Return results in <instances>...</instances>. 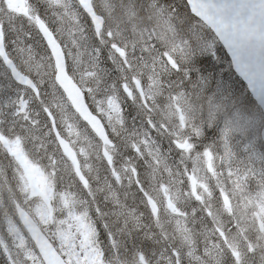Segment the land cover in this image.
<instances>
[{
  "label": "trees",
  "instance_id": "obj_1",
  "mask_svg": "<svg viewBox=\"0 0 264 264\" xmlns=\"http://www.w3.org/2000/svg\"><path fill=\"white\" fill-rule=\"evenodd\" d=\"M59 1L62 2V0ZM64 2V4H70L73 7L69 12L70 15H75L73 17V23H76V25L72 29L73 36L77 31L85 37L83 43L79 41L75 43V46H78L82 52L79 59L80 61L84 60V64L87 63L85 66L86 72L90 73L95 79L97 88L101 94L106 95L111 92L115 88V82L120 81L121 83H126L123 79L121 80L122 77L130 79V77L151 76L155 78V81L151 82L153 85L151 91L155 92L152 94L154 98L153 102L160 103L172 97L185 101L184 109L192 115L190 121L201 133L199 136L201 141L194 147V150L199 151L212 146L217 148L219 146L216 147V145H220L221 142L225 141L227 145L230 144L229 148L233 146L232 149L235 148L238 151L237 158H234V160H247L242 165L236 166L233 164L236 170L235 175L240 180L244 178L245 184L248 185L246 186L247 192H251L252 198L256 194V198H253L254 202L250 204L255 209L252 211H256L260 205L264 209V149H262L264 145H262L260 135L261 129L264 127V115L248 92L246 85L234 73L231 59L223 46L219 43L211 29L191 13L186 0H94V5L98 12L102 16L108 15L104 29L106 33L102 38L96 36L89 17L81 10L75 0H64ZM37 7L41 13L40 16L49 22L52 28L59 29L58 32L62 36L65 35L62 39L65 41V38H67L66 28L55 27L39 9V5ZM55 8L60 11L64 10L63 7L59 6ZM49 11L50 9L47 7L46 12L48 13ZM108 12L111 14H108ZM57 14L60 15L61 13H56L55 15ZM113 20L114 26L110 23ZM17 21L20 20L17 19ZM64 22L62 23L63 25L65 24ZM19 26L23 27L24 22L20 23ZM134 27L137 28L135 31L133 30ZM31 31L37 35L39 34L35 26L31 28ZM141 37H146L141 40V44L135 42L134 39ZM39 38H41L40 35ZM28 52L32 56L39 57L40 55L39 51L36 50L33 53ZM19 54L21 55V51ZM146 55H150V61L145 60ZM168 55L173 57V65L169 63L167 59ZM72 59L74 60L75 58L70 57V61ZM46 60L49 61L52 69L51 61L49 59ZM121 60L124 61V65L120 67ZM36 71L37 75L42 74L39 68ZM104 92L108 93L105 94ZM124 94L125 92H123V96ZM123 101L124 104L127 103L125 98ZM59 107L57 112L52 111L54 116L55 114L59 115L62 113L61 107ZM128 109L129 104L126 106V111ZM145 110L148 111L147 108ZM68 111L69 117L71 118L73 112L70 109ZM125 114L126 120H134L137 118L132 112V108ZM76 119L77 121L73 122L78 124L75 130V136L77 137V135L81 134L84 140L88 141V152H90L89 150L93 146L96 147L98 145V141L89 128L77 116ZM65 126L67 125L58 127L67 136L68 133L65 130ZM169 139L171 137L166 136L165 142ZM163 146H166L163 148L165 154L171 155L172 163L165 157V161L160 159L158 165L164 170L171 171V178L175 182H164L165 179L161 175V167H158L160 170L158 173H160L161 177L156 176V181L164 184V186H178L185 196L184 199L177 200V203H180L179 205L181 207L179 209L182 211V208H184L185 213L188 212V214L192 211L196 213L194 214L196 218L193 219L190 217L188 219L189 227H187L188 239L193 241L198 238L201 222L206 229L212 231L211 227H213L216 221L213 218L220 209L216 207V203L214 207L208 206L207 208L206 205L200 206L199 209L197 208L198 206L196 207L197 200L192 196L193 193L188 191L189 185H187V182L189 183V179H186L187 174H185V171L182 172L180 170L182 165L187 167V164L183 162L187 159H183V161L179 159L181 156L180 152L172 147H168L169 144L163 143ZM187 158L189 164H191L189 159L192 158L190 156H187ZM9 159L8 154L1 149L0 182L2 185L4 184V177L7 180L13 179V177L7 174L11 173L12 167ZM50 166L52 169L48 168V170L51 173L53 172L52 176L55 174V178H57L53 161H50ZM147 173V167L141 169L142 176ZM50 180L55 192L58 193L59 187L57 180L56 185L54 179ZM12 183L15 185L17 181L14 180ZM75 185L79 186L78 190ZM236 187L239 186L236 185ZM68 188L72 193L78 195V203L82 208L88 212L90 211L91 218H93L94 204L90 203L92 207L88 206L90 198L84 195L85 191L79 185L78 181L68 186ZM62 190L64 191V189ZM225 190L229 191V194L234 200L232 193L237 192L235 187H228ZM219 191L217 192L218 197ZM9 192L10 194L8 196L15 198L17 192L12 188H9ZM143 210L147 212V214L144 212L146 214L145 219L149 221V217L152 216L149 208L144 206ZM220 216H223V220H228L226 213ZM150 219L152 221L151 225L155 224L153 219ZM192 219L194 221H191ZM12 221L17 224L15 219H12ZM226 223L225 229L228 232H226L228 241H230V238L233 240V243L230 241L231 249L225 244L221 247L214 243L213 240L210 243L209 238L205 236L202 241V246L208 255L202 256L205 258L206 263L264 264V259L262 258L264 257V242H257L251 248L252 245L246 246V239L244 237L235 241L231 235L234 229L237 230L240 226L237 221L232 225L231 223L233 222ZM5 225L6 223L1 226V231ZM250 225L249 228L244 229L247 237L255 229L253 227L254 221H251ZM251 239L253 241L257 240L258 233L255 232V236L252 235ZM157 241H159V238H157ZM31 249L35 251L40 261L35 247L31 246ZM218 255H223L222 261L218 258ZM232 255H241L240 261ZM200 256L196 255V257ZM0 264H11L1 243ZM24 264H29L28 259H26Z\"/></svg>",
  "mask_w": 264,
  "mask_h": 264
},
{
  "label": "rangeland",
  "instance_id": "obj_2",
  "mask_svg": "<svg viewBox=\"0 0 264 264\" xmlns=\"http://www.w3.org/2000/svg\"><path fill=\"white\" fill-rule=\"evenodd\" d=\"M14 1L15 0H0V5H3V8H1L2 10L0 9V21L3 20V23L5 24L6 30L9 34L8 41L10 45V53L20 67L32 73L34 77L37 76V78H40L44 83V85L46 86V84L50 80L52 81V79H51V65L49 64V61L46 60L44 45L41 42L37 41V38L32 33L31 29L25 23L23 30H20L16 24L17 28L20 31L19 32L12 18L7 19L4 16L3 12H7L11 16L24 15L26 17V12L22 5L24 1L20 2L17 6H14L13 4ZM37 1L39 3V9L43 12V14L49 19V21L54 26L58 28V26L60 25V23L56 22L57 18L63 22L65 21L64 26L63 25L62 26L66 28L67 32H70V35H73L72 29L75 26V23H73L74 21L73 17L75 15L69 14V12L73 9V7L70 4H63V2L59 0L53 2L54 6L63 7L64 10L60 11L57 8H55L52 4H49L48 0H37ZM47 7L50 9L48 13L46 12ZM52 12L54 13L52 14ZM56 13H61V14L55 15ZM108 14L111 13L108 12ZM30 18L31 17L24 18V20H27L29 26L31 25L29 21ZM152 21L155 22V20L153 19ZM135 29L137 28L134 27L133 30L135 31ZM105 33L106 31L104 32V35ZM20 34L22 40H19ZM144 38L146 37H141L137 39L132 38V39H134L135 42H138V44H141L142 43L141 40H143ZM72 42L73 41L71 40V37H69L67 33V39L63 42V46L65 47V50L68 49L67 54H69L70 57L75 58L74 60L71 61L72 71L78 76L80 82L83 84V88L85 89V91H87L90 101L93 103L94 106L98 107V110L101 111L106 116L107 121H109L111 119V114H112L111 112L112 105L109 104L107 106L104 101H101L97 97L98 90L95 79L91 76L90 73L86 72V69L84 71L83 69L84 60L82 61V63L79 62V56L82 55V52L81 50L77 49ZM35 50L39 51L40 55L39 57L30 56V59L28 58L30 65H28V63L24 66L19 64V62L24 60L23 58L20 57L23 56L24 52L25 54H27V51L33 53V51ZM20 51H21V55L19 54ZM0 59H1L0 87L7 86L13 89V91L15 92V99L21 100L19 102L18 108L19 110L22 111L25 102L24 99H32V100L34 99L32 98L30 93L26 94L25 88H20V92L18 91L19 93L17 95L16 93L17 84L14 83L8 70L4 67L6 66V64L3 61V59L2 58ZM149 59H150V55H146L145 60H149ZM38 68H43L41 75H37L36 70ZM34 101L37 102L39 106L46 107L45 102H40L36 100ZM72 115L70 118L67 113L63 112L55 117L54 123L53 121L50 123L48 119V122L45 125L22 123V126H24V128L26 127V129L31 133V137H32V138L28 136L25 137L30 145H28L27 143L26 144L31 149L27 154L25 152L26 146L25 145L23 146V144L21 143L22 139L18 136H15L14 141L9 144H7L6 142L5 143L0 142L2 143L0 144V149H2V151L7 152V154L10 157L9 160L10 163L12 164V168L14 167L11 173L9 174L7 173L9 176L13 177V179L7 180L3 176L4 184L6 185L11 181L16 180L18 181V188H19L18 192L15 194V199L9 197L7 203L1 209L2 212L0 211V215H3L6 221L5 227L0 232V243L2 244L5 252L7 253V256L11 264H24L26 259H28L29 264H38V263L42 264L39 261L35 251L31 249V246L33 245H30L29 241L27 240L28 237L27 234L23 233V230L19 228L12 221L9 215L8 212L9 206H10V210L16 213V207L14 204L15 201H17L19 204L21 203V205L24 204L26 205V207L18 205L19 207H21V209L18 212V215L23 214L24 211L27 214L34 215L37 222L41 225V228L46 232L47 236L52 240L53 244L55 245L59 253L64 255L68 264L70 263V261L72 262V264H96L95 259L98 257V255L92 252L93 250L91 248L92 233L89 232L87 225L84 224L85 218H83L82 215L79 213L81 206L74 203L73 201L74 193H72L71 190H68L69 181L71 182V184H74V182L76 181L73 167L70 164V162L62 155L63 151L57 144L55 138H52V136H50L53 133L52 129H54L56 125L62 126L68 122V126L66 130L69 135V140L72 143V146L74 148L75 147L78 148L77 151L81 154L79 155V158H80L82 171L83 173H85V175L90 180V182L93 179V182L91 183L92 186H90L91 187L90 189L89 187H83L84 188L83 190L85 191L84 195L88 197H93V196L95 197L96 195L98 196L101 190V186L102 188H104V185H102V183L100 182L102 178L99 175H93L92 173L93 171L96 170L97 166L94 169L92 158L90 156H87L88 147H89L88 141L84 140L83 136H81V134L79 133L77 137L75 136L76 124L73 122H76L77 119L76 117L74 118V116ZM160 115L161 116H157L158 121L156 124L152 123L150 124V126L141 127V134L143 136V141H141V143H143V145H146L147 143L149 144V135H148V131L146 130L148 127H151L152 130H156L162 124L164 123L168 124L167 121H169V124L167 125V127H165L164 132L159 130L158 132L159 137L161 138V134H165L166 132V134L168 133V135L173 140H179L184 145H188L189 150L184 155H195L194 158L189 160H191V162H194L193 165L195 167L194 168L195 170L198 171L200 167L202 168V170H200L201 173L196 175L195 178L197 179V182L200 184V186H198L199 189H201L200 187H204L205 189L206 198H204L205 201L204 205H206L207 208L208 205L210 207V204L213 200L212 193L216 194V192L219 191L220 188L222 190L224 189V192H226L227 195L229 194V191L225 189H227L228 187L234 186L237 191L236 193H232V195H234V200L232 201L233 204L232 213L225 206L223 199L224 196L227 198L229 197L225 194H219V197L217 196V207L220 210L218 213H216V216L213 219L214 220L222 219L218 215L227 213L226 215L229 216L228 217L229 221L227 219L224 221H215L214 225L217 223L218 225H220V229H223V227L221 228V226L224 224L223 222H233L235 224L236 222L233 219V215L235 212L236 213L235 218H237V220L241 223L242 227L237 230L234 229L233 234L230 235L233 237L235 241H237L241 237H244L245 239L249 240L247 235L246 236L243 235L244 229L246 228L244 227L245 226L244 215L250 214L251 215L250 219H252V217H258V215L262 218L264 216V209L262 208L263 206L261 207L260 205L258 206L256 211H252L255 209L253 208V205L250 204L254 202L253 198H256V194H254L252 198L251 192H247L246 186L248 185L245 184L244 178L241 179L243 181L242 182L235 175L236 170L233 167V164L236 166L242 165V163L247 160L246 159L245 161L234 160V158H237L238 151H236L235 148L232 149L233 146L229 148L230 144L223 145L222 148L220 149L215 148V150L213 149V151L206 153L199 152L196 150L192 151L191 147H195L196 145L199 144V141H201L199 139L200 132L190 121V117L192 115L189 112L185 113L184 103H182L180 99L177 102L176 101L167 102L163 107V112H160ZM23 118L24 117H21V119ZM131 127H134L133 122H131ZM192 136H195L197 138H194ZM192 139H194L195 142H192ZM1 140H3L2 137H0V141ZM145 140H147V143ZM149 146L150 148H148L147 146V149L145 153L141 155V158L142 160L145 161V164L148 165L147 168L150 169L151 172L149 176L147 174H143L142 178L143 181L145 178H150L148 183L152 184V186H146V187H148L149 190H151L156 205L159 206L160 209H163V212L159 217H157L156 219L152 218L154 223L158 226V231L148 226L147 227L148 229H150L151 231L154 230L156 233L150 234L147 232L145 236L146 241L143 242L142 245H139L134 237L136 232L139 231V228L137 229V227L134 226L133 224L131 230H128L129 228L127 227V226H131L130 217H133L132 216L133 214H130V210L133 208L123 207V209L126 210L122 213H120V211L123 210L121 208L114 210L113 214L116 215L117 213L116 216L117 218H113V222L110 224V226L106 227V233L107 236H109L110 230H112V235L118 237H117V241L115 240L113 243L112 242L107 243V249L109 251L107 257L108 255L109 257L113 255H119L118 249H120L123 255H125V264H158V263H162L163 255H164L158 253V249H159L163 251L166 250L167 251L166 255H169L168 258H165L163 264H169V261L171 262L170 264H174L173 252L175 251L178 252V254H176L177 260L181 262V264H187L189 262L188 261L189 253L187 248L185 247L183 242H181L179 239L177 240L174 237L175 234L172 231L170 230L168 231V229H166L163 226V224H168L170 220L174 221L175 219H180V216H182L180 210H174L173 212H170L167 209V204L169 200L174 202V198L171 196L172 194L170 193L173 192L177 200L178 199L182 200L184 199L185 196L183 195V193H180L178 189H176L177 186L175 188H169L168 186H164L155 180L156 176H158L159 178L161 177L158 171L164 170L161 166L158 165V160H156L159 158L160 154H162L161 152L162 149L159 147V145L153 143L151 139ZM217 146L219 145H216V147ZM123 149L125 148L123 147ZM10 150H13L11 151V154L9 153ZM114 155L116 156V164L113 169H110L108 171V173L104 170L105 176L114 175L116 170L121 171L126 166L127 159H125L126 156L122 155V152L120 151L114 152ZM54 157L58 162H60V158L62 159V164H60L58 168H61L63 166L61 169L62 174L57 175V178L54 177L55 185H56V180L58 182V187H59L58 193L55 192L54 188L51 187V184L49 183L51 172L49 170H48V174L45 172V167L52 169L48 161L50 158H54ZM165 157L166 156H164V158ZM202 157H204L203 160L200 159ZM153 160L156 161L154 162ZM204 161L206 162V164L204 163ZM158 167L159 168L161 167V169L159 170ZM209 167L213 169L215 168L218 175L211 176L208 173ZM1 174L4 175L2 172ZM99 174H103V170L100 169ZM107 179L110 182L106 181L105 187L110 188V185L112 181L115 180V178L113 179L112 177H108ZM117 179L120 180V176H118ZM121 182L124 190L123 192L124 196H126V193L129 191L127 194H129V196L134 197L135 193L131 195L132 192V189H130L131 185L127 180H125V176L123 174L121 175ZM138 183L140 182L137 181V184ZM236 185H238L239 187H236ZM62 189H64V191ZM77 196L78 195H76V197ZM102 196L105 201L114 198V195L107 188L103 189ZM98 202H99L98 206L96 205V203L93 205L94 213L103 209L102 208L103 201L101 204L99 200ZM10 203H12L13 205H10ZM114 203H116V200L114 201ZM144 205L145 206L147 205L146 202H144ZM88 206L92 207V205L90 204V200L88 201ZM101 216H103L104 218V214L101 213ZM190 217L193 219L196 218V216L193 213H189L187 215V218ZM193 219L191 221H194ZM200 226L201 227L199 229V232L202 231L206 236V232H205L206 227L202 224V222ZM253 227H255V230L258 231L262 229V224L260 219L257 218L254 219ZM251 234L255 236L254 231ZM121 237H124L125 239L124 242L121 241ZM157 238H159V241H157ZM195 241L196 242L200 241V238L199 237L196 238ZM153 242L155 243V245L151 249L150 247ZM257 242H264L263 232L258 235V239L254 241V245H256ZM143 246L146 247L147 249L144 248ZM77 250L79 251V254L76 252ZM218 257H223V255H218ZM155 260L157 263H155ZM106 264H119V262L115 258H110L109 261L106 262Z\"/></svg>",
  "mask_w": 264,
  "mask_h": 264
},
{
  "label": "water",
  "instance_id": "obj_3",
  "mask_svg": "<svg viewBox=\"0 0 264 264\" xmlns=\"http://www.w3.org/2000/svg\"><path fill=\"white\" fill-rule=\"evenodd\" d=\"M78 1L91 18L96 32L100 34L104 26V17L96 13L92 0ZM186 2L192 14L211 28L230 56L234 71L247 85L249 92L264 112V0H186ZM38 22L43 25L39 18ZM0 57L16 82L33 88L37 93L32 81L20 74L7 56L1 26ZM56 81L75 112L103 142H107L105 126L89 107L80 85L68 74L64 54L57 67ZM55 133L59 147L72 161L80 180L86 185L87 181L79 168L75 150L56 130ZM262 138L264 141V130ZM20 217L44 264H67L36 222L26 212L20 214Z\"/></svg>",
  "mask_w": 264,
  "mask_h": 264
},
{
  "label": "bare ground",
  "instance_id": "obj_4",
  "mask_svg": "<svg viewBox=\"0 0 264 264\" xmlns=\"http://www.w3.org/2000/svg\"><path fill=\"white\" fill-rule=\"evenodd\" d=\"M41 14H36V15H33L31 18H30V23H31V25L29 26L28 25V23H27V20H20V21H17V20H14V19H12L13 20V22H14V24H15V26H16V24H17V26H18V28L20 29V30H23L24 29V26L23 27H21V26H19L20 25V23H22V22H24L30 29L33 27V26H35L36 27V29H37V31H38V35L37 34H35V33H33L34 35H35V37L37 38V41H39V42H41L43 45H44V48H45V52H46V54H47V56H46V59H49L50 61H51V64H52V69H57V67H58V65H59V63L61 62V59H63V54H64V56H65V60H66V63H69V64H71V61H70V56H69V54H67V51H68V49L67 50H65V47L63 46V42H64V40H62L63 39V36H65V35H61L60 34V32H58V30L55 28H52V26L50 25V23L49 22H47L46 20H44L41 16H40ZM185 15V14H184ZM4 16H5V18H7V19H11V17L7 14V13H4ZM16 17H19V15H15ZM110 16V15H109ZM105 17V19L106 18H108V15L107 16H104ZM38 18L43 22L42 24L43 25H41V24H39V22H38ZM57 23H60V25L58 26V27H63L64 25L62 24V22H61V20L60 19H58L57 18V21H56ZM111 23V25H115L114 24V20H113V22L111 21L110 22ZM63 25V26H62ZM17 26H16V28H17ZM56 27V26H55ZM17 28V29H18ZM19 29H18V31H19ZM20 32V31H19ZM62 32V31H61ZM68 33V35H69V37H71V40L73 41L72 43L75 45V43H76V41H79V42H82L83 43V41H84V39H85V37H83L82 35H80L77 31H76V33H75V35L73 36V35H70V32H67ZM130 33V32H129ZM119 34V33H118ZM39 35H40V37L41 38H39ZM126 35V34H125ZM129 35V34H128ZM25 36V35H24ZM33 36V35H32ZM41 39V40H40ZM65 39H67V38H65ZM111 40V39H110ZM70 41V40H69ZM67 42V41H66ZM111 42V41H110ZM70 43V42H69ZM78 43V42H77ZM79 44V43H78ZM68 45H70V44H68ZM72 45V44H71ZM81 45V44H80ZM94 46V45H93ZM74 47V46H73ZM76 47V46H75ZM84 47V46H83ZM107 47V46H106ZM70 48V47H69ZM77 49H79L80 50V48L77 46L76 47ZM69 53H70V51H69ZM24 54H25V52H24ZM23 54V55H24ZM28 55H31L29 52H28ZM32 56V55H31ZM25 57H27L28 58V56L27 55H25ZM80 57V56H79ZM73 60V59H72ZM79 61H80V59H79ZM209 64H210V62H208ZM121 67V66H120ZM213 67V66H212ZM40 69V71H41V73H42V70H43V68H39ZM50 74V73H49ZM128 74V73H127ZM1 76V75H0ZM46 76V75H45ZM51 81V80H50ZM174 83V82H173ZM158 87V86H157ZM199 90V89H198ZM163 91V90H162ZM165 93V92H164ZM161 94V93H160ZM243 95V94H242ZM187 97V96H186ZM190 97V96H189ZM226 98V97H225ZM233 99H235V98H233ZM224 101V100H223ZM37 136V135H36ZM29 141H30V139H29ZM246 142V141H245ZM244 142V143H245ZM38 143V142H37ZM242 145V144H241ZM261 145V144H260ZM263 145V144H262ZM24 146V145H23ZM25 148V147H24ZM36 148V147H35ZM262 149H264V148H262ZM1 150V149H0ZM31 150V149H30ZM37 151V150H36ZM86 152V151H85ZM33 154V153H32ZM43 155V154H42ZM41 155V156H42ZM32 156V155H31ZM230 156V155H229ZM40 157V156H39ZM47 157V156H46ZM87 157V156H86ZM48 158V157H47ZM55 158V157H54ZM37 159V158H36ZM35 159V160H36ZM87 159V158H86ZM61 162V161H60ZM46 166V165H45ZM61 167V166H60ZM63 167V166H62ZM14 168V167H13ZM144 168V167H143ZM64 169V168H63ZM7 172V171H6ZM102 172V171H101ZM144 172V171H143ZM9 174V173H8ZM62 174V173H61ZM68 174V173H67ZM105 174V173H104ZM7 175V174H6ZM60 175V174H59ZM73 176V175H72ZM72 178V177H71ZM17 179V178H16ZM55 179V178H54ZM11 180V179H10ZM68 181V180H67ZM53 182V181H52ZM54 184V183H53ZM58 184V183H57ZM63 186V185H62ZM102 187V186H101ZM69 189V188H68ZM14 190V189H13ZM97 196V195H96ZM97 202V201H96ZM95 204V203H94ZM103 206V205H102ZM94 208V207H93ZM4 210H5V208H4ZM2 212V211H1ZM8 218V217H7ZM188 239V238H187ZM264 254V253H263ZM260 256V255H259ZM263 259H264V257H262Z\"/></svg>",
  "mask_w": 264,
  "mask_h": 264
},
{
  "label": "flooded vegetation",
  "instance_id": "obj_5",
  "mask_svg": "<svg viewBox=\"0 0 264 264\" xmlns=\"http://www.w3.org/2000/svg\"><path fill=\"white\" fill-rule=\"evenodd\" d=\"M95 108L98 109V107H96V106H95ZM95 198L100 201V204L102 203V198L100 199L99 196H96ZM94 203H96V205L99 204V202L97 203L96 201ZM103 212H104V224H108L110 226V224L113 222V218H115V217L111 214L112 212L110 211V209H103ZM93 215L95 216V218L98 222L101 221V216L98 213V211H97L96 215L95 214H93Z\"/></svg>",
  "mask_w": 264,
  "mask_h": 264
}]
</instances>
